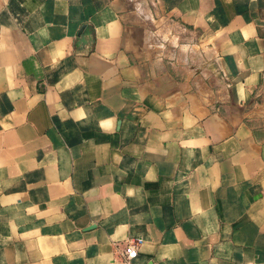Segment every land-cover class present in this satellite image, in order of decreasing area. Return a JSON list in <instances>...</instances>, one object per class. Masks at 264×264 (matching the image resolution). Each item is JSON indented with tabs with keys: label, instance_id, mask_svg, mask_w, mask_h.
I'll return each instance as SVG.
<instances>
[{
	"label": "crops",
	"instance_id": "obj_1",
	"mask_svg": "<svg viewBox=\"0 0 264 264\" xmlns=\"http://www.w3.org/2000/svg\"><path fill=\"white\" fill-rule=\"evenodd\" d=\"M0 264H264V0H0Z\"/></svg>",
	"mask_w": 264,
	"mask_h": 264
},
{
	"label": "built area",
	"instance_id": "obj_2",
	"mask_svg": "<svg viewBox=\"0 0 264 264\" xmlns=\"http://www.w3.org/2000/svg\"><path fill=\"white\" fill-rule=\"evenodd\" d=\"M142 244L141 239H129L124 242V249H117L122 260L129 263L131 260L138 256L140 246Z\"/></svg>",
	"mask_w": 264,
	"mask_h": 264
},
{
	"label": "water",
	"instance_id": "obj_3",
	"mask_svg": "<svg viewBox=\"0 0 264 264\" xmlns=\"http://www.w3.org/2000/svg\"><path fill=\"white\" fill-rule=\"evenodd\" d=\"M89 33H90V31H89L88 26L87 25L83 26V28H82V30L80 32L79 38L77 40V43H80V44L83 43L85 41L84 37L88 36ZM89 42L93 43V40L89 39Z\"/></svg>",
	"mask_w": 264,
	"mask_h": 264
}]
</instances>
